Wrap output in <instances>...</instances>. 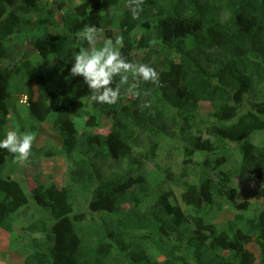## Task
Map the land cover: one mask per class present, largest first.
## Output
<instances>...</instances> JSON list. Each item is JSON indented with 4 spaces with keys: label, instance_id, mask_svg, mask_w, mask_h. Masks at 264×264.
Segmentation results:
<instances>
[{
    "label": "trees",
    "instance_id": "16d2710c",
    "mask_svg": "<svg viewBox=\"0 0 264 264\" xmlns=\"http://www.w3.org/2000/svg\"><path fill=\"white\" fill-rule=\"evenodd\" d=\"M125 1L117 13L119 0H63L57 5L63 11L57 22L52 9L42 11L40 0H0V58L12 62L0 69V140L6 137V116L19 123L20 133H34L48 122L61 141L44 154L62 156L68 163L67 183L61 187L51 182L28 189L25 181L0 174V229L11 231L13 216L29 201L49 210L48 216L28 224L27 231L42 238L26 243L32 253L21 264H264V206L249 215L251 204L241 201L226 229L217 233L205 217L214 195L228 193L229 200L235 189L222 183L214 192L211 177L177 183L186 211L172 203L171 188L157 190L142 211L123 207L149 194L145 176L136 171L143 159L130 150L131 144H139L138 132L149 133L143 156L148 158L158 134L174 136V126L183 129L177 116L190 128L206 125L212 137L189 135L181 176L189 172L193 150L213 152L218 148L213 141L229 140L239 142L241 158L226 172L219 169L225 156L214 160L221 180L231 175L246 181L264 178V147L250 140L264 129V0H144L139 18H133ZM85 24L101 31L100 48L107 38L114 42L122 36L119 50L125 59L154 68L160 83L141 81L135 98L126 84L115 104L94 102L86 109L90 89L83 77L68 78L64 72L74 64V51L89 46L79 35ZM26 33L33 34L28 36L35 61L22 59L21 52L7 45L9 38ZM113 79L114 87L120 77ZM257 89L261 100L249 101ZM146 102L149 106L142 107ZM245 103L250 107L243 109ZM172 108L175 113L169 112ZM202 108H207V121L197 119ZM107 112L112 113L107 133L92 130ZM76 117H86L88 129L80 131ZM8 164L19 169L13 154L0 149V170ZM112 164L117 167L110 168ZM75 191L89 193L91 218L100 215L89 228L77 225L85 213L73 214ZM151 250L163 259H151Z\"/></svg>",
    "mask_w": 264,
    "mask_h": 264
},
{
    "label": "rangeland",
    "instance_id": "374dc122",
    "mask_svg": "<svg viewBox=\"0 0 264 264\" xmlns=\"http://www.w3.org/2000/svg\"><path fill=\"white\" fill-rule=\"evenodd\" d=\"M63 0H40V6L42 11L45 9H52L56 14V21L60 22L63 15V11L58 8V3ZM80 2V0H74ZM125 0H119L118 4L115 6L117 13L122 12L125 7ZM99 4H93L92 9L96 8ZM221 15L226 14L223 8H220ZM225 17V15H223ZM46 30L51 31L52 26L45 27ZM134 34H137L134 32ZM33 35L26 33L25 36L16 35L7 40V45L10 50L14 52H21V57L29 58L32 61L37 60L35 55V49L30 43V36ZM103 38L101 31H98L96 42L94 45H89L86 48L90 50L95 48V50L100 49V40ZM108 40V38H107ZM54 61V60H52ZM137 60H135L136 62ZM12 62L7 58H0V69H5L9 67ZM52 64V63H51ZM64 72L68 78L70 76V68H65ZM35 90V89H34ZM260 90L257 89L256 93L250 95L248 100L251 102H258L261 100L259 94ZM20 101H25V96H20ZM85 108L91 110L90 107L93 106V103H89L88 99L85 101ZM250 107L248 103H245L244 108ZM170 113H175L174 109H168ZM207 108H202L198 111V120L207 121L206 116ZM23 113V111H22ZM53 117H50L49 120H52ZM76 125L79 126L80 131H82L86 126L84 124V118H73ZM179 125L183 124V129H177V126H174L176 132L174 136H169L166 134H158L154 138L156 142V148L153 154H150L148 158L143 157L146 153L149 143L147 141V136H149L146 131L138 132L139 144H131L130 150L132 155H136L138 159H143L141 164L136 166V171L145 176L149 189L148 195L143 198L141 202L135 204H124V208L144 210L150 204L153 203L157 197V190L171 188L174 191V199L172 203H175L181 207L183 211L188 210L186 205L180 199V193L183 190L182 186L177 184L185 180L190 183H198L200 178L211 177L214 179L213 184L217 187L224 183L226 189H235V194L233 198L226 199L225 197H219L214 195L213 206L210 208L208 215L205 217V223L209 222L210 225L214 226L217 230V233L226 229L228 222L233 219L235 213L238 212L237 204L241 201H249L251 208L246 211V214L251 215L254 213L255 208L260 209L264 206V195L261 193V189L264 188V178L257 181H246L240 179L237 175H231L228 181L223 182L221 175L218 173L219 170L214 166V160L221 158L222 155L225 156V163L219 168L223 171H228L241 158V152L239 150V142H231L229 140L224 141H213L214 144H218V148L213 152H202L194 151L191 155V163L188 166V174L181 176V170L184 164L185 159V145L187 144V138L189 135H200V138L206 139L210 138L207 134L204 127L206 125H197V127H189L186 125L184 118L177 116ZM7 124L4 126V133L7 134L10 130H16L21 132L19 123L12 119L11 116H6ZM99 125L95 126L92 130L99 133L105 134L109 130L112 122V113L107 112L102 114L98 119ZM17 125V126H16ZM15 128V129H14ZM88 129V128H85ZM202 129V131H200ZM35 134L36 139L32 144V155L29 157L28 161L21 165L19 164V169L14 171V168L9 167L10 164L5 166L3 170H0V174L9 173V175L18 178V180H23L27 184V188L30 189L35 185L41 183L48 185L51 182H54L58 187H61L67 183L66 179V170H67V161L62 156H47L44 154L49 148L60 145V137L53 129L49 128L48 122H43L39 124L38 129L33 133ZM185 136V139H182ZM212 139V137L210 138ZM153 140V139H152ZM251 142L261 145L264 147V129L253 133L250 137ZM212 141V140H211ZM41 148L40 151L36 149ZM117 166L111 165L110 168H115ZM4 173V174H5ZM6 173V174H7ZM169 173V174H168ZM170 175V176H169ZM227 190V191H228ZM89 193L75 191L73 198L70 199V202L73 206V214L84 212L85 218L79 220L77 225L84 228H89L92 225H95L100 219V215L95 214L94 218H91V213L87 210V199ZM49 210L45 208L36 207L31 201L28 202V205L23 206L14 216L12 221V230L6 231L0 230V264H21L25 256L30 255L32 250L27 246L26 243L33 237L38 239L42 238V235L39 233H29L27 231L28 224L37 220L40 217L48 216ZM114 216V215H112ZM103 218H107V215H102ZM210 240V239H208ZM26 244V245H24ZM221 250H218L220 252ZM151 252V259L160 261L163 259V256L157 255L156 252ZM223 255H227L225 251H221Z\"/></svg>",
    "mask_w": 264,
    "mask_h": 264
},
{
    "label": "clouds",
    "instance_id": "9594fccd",
    "mask_svg": "<svg viewBox=\"0 0 264 264\" xmlns=\"http://www.w3.org/2000/svg\"><path fill=\"white\" fill-rule=\"evenodd\" d=\"M129 11L133 18H139L143 11L144 0H127ZM99 29L91 24H85L80 31L81 41H87L88 45H94ZM123 37L116 40L108 39L102 48L79 47L74 51V64L70 68V76L83 77L84 83L90 89L87 99L89 103L115 104L120 98L121 88L128 85L127 92L134 98L140 96L138 91L141 81L159 84V73L154 68L143 63H133L125 59L119 49L123 48ZM129 74L133 80L129 82ZM120 80L114 84V77ZM146 102L142 107H148ZM35 134L31 132L20 133L16 130L7 132L6 137L0 140V149H6L13 154L16 162L23 165L32 155L31 149Z\"/></svg>",
    "mask_w": 264,
    "mask_h": 264
},
{
    "label": "crops",
    "instance_id": "0c3cea01",
    "mask_svg": "<svg viewBox=\"0 0 264 264\" xmlns=\"http://www.w3.org/2000/svg\"><path fill=\"white\" fill-rule=\"evenodd\" d=\"M1 230V229H0Z\"/></svg>",
    "mask_w": 264,
    "mask_h": 264
}]
</instances>
